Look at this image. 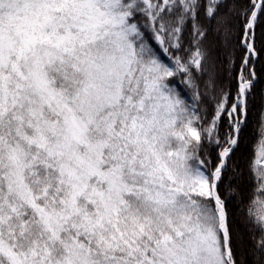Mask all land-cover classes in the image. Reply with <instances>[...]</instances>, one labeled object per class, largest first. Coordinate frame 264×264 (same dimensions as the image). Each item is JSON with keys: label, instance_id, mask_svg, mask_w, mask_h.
I'll return each instance as SVG.
<instances>
[{"label": "snow or ice", "instance_id": "snow-or-ice-1", "mask_svg": "<svg viewBox=\"0 0 264 264\" xmlns=\"http://www.w3.org/2000/svg\"><path fill=\"white\" fill-rule=\"evenodd\" d=\"M0 264H264V0H0Z\"/></svg>", "mask_w": 264, "mask_h": 264}, {"label": "trees", "instance_id": "trees-1", "mask_svg": "<svg viewBox=\"0 0 264 264\" xmlns=\"http://www.w3.org/2000/svg\"><path fill=\"white\" fill-rule=\"evenodd\" d=\"M259 126L256 123L255 117H253L252 121L249 124L248 132H247V147L249 153L255 148V145L259 139Z\"/></svg>", "mask_w": 264, "mask_h": 264}]
</instances>
